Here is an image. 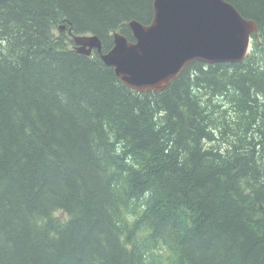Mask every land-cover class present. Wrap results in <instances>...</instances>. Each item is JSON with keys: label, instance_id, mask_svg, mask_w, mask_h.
<instances>
[{"label": "trees", "instance_id": "16d2710c", "mask_svg": "<svg viewBox=\"0 0 264 264\" xmlns=\"http://www.w3.org/2000/svg\"><path fill=\"white\" fill-rule=\"evenodd\" d=\"M226 1L246 58L138 91L73 36L154 0H0V264H264V0Z\"/></svg>", "mask_w": 264, "mask_h": 264}, {"label": "water", "instance_id": "95a60500", "mask_svg": "<svg viewBox=\"0 0 264 264\" xmlns=\"http://www.w3.org/2000/svg\"><path fill=\"white\" fill-rule=\"evenodd\" d=\"M153 6L149 24L129 22L134 41L116 32L113 47L103 53L98 35H75L77 51L90 55L97 49L129 87L159 91L195 60L243 61L258 32L257 22L226 0H154Z\"/></svg>", "mask_w": 264, "mask_h": 264}, {"label": "rangeland", "instance_id": "374dc122", "mask_svg": "<svg viewBox=\"0 0 264 264\" xmlns=\"http://www.w3.org/2000/svg\"><path fill=\"white\" fill-rule=\"evenodd\" d=\"M61 215H64V213H61ZM64 217H65V215H64Z\"/></svg>", "mask_w": 264, "mask_h": 264}]
</instances>
